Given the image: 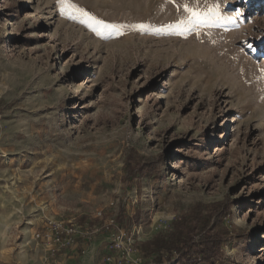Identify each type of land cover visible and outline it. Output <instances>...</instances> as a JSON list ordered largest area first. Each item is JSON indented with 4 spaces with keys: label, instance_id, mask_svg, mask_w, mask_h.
Returning <instances> with one entry per match:
<instances>
[{
    "label": "rangeland",
    "instance_id": "1",
    "mask_svg": "<svg viewBox=\"0 0 264 264\" xmlns=\"http://www.w3.org/2000/svg\"><path fill=\"white\" fill-rule=\"evenodd\" d=\"M214 3L234 23L176 27ZM68 4L0 0V264H61L47 218L80 226L71 264H174L141 245L227 195L221 264H264V0Z\"/></svg>",
    "mask_w": 264,
    "mask_h": 264
},
{
    "label": "trees",
    "instance_id": "2",
    "mask_svg": "<svg viewBox=\"0 0 264 264\" xmlns=\"http://www.w3.org/2000/svg\"><path fill=\"white\" fill-rule=\"evenodd\" d=\"M152 158H142L135 151L127 157L131 172L143 168ZM233 200L225 196L211 203H197L187 213L172 221L141 245L146 254H156V261L174 264H221L224 245L233 229L226 220L233 213Z\"/></svg>",
    "mask_w": 264,
    "mask_h": 264
},
{
    "label": "built area",
    "instance_id": "3",
    "mask_svg": "<svg viewBox=\"0 0 264 264\" xmlns=\"http://www.w3.org/2000/svg\"><path fill=\"white\" fill-rule=\"evenodd\" d=\"M79 237V225L51 218H47L44 225L34 233L35 241L45 249L47 258L59 259L61 264H66L72 251L78 248Z\"/></svg>",
    "mask_w": 264,
    "mask_h": 264
},
{
    "label": "snow or ice",
    "instance_id": "4",
    "mask_svg": "<svg viewBox=\"0 0 264 264\" xmlns=\"http://www.w3.org/2000/svg\"><path fill=\"white\" fill-rule=\"evenodd\" d=\"M62 3L71 7V5L68 4V0H62ZM173 3H175V0H173ZM182 7L183 10L188 13V18L186 20L179 21L176 25L177 28L190 30L188 28L189 25L195 28L200 25L215 26L223 23H234L231 17H225L222 15L219 10L220 5L218 3H214L203 10L190 7L188 4H184ZM76 11H81L82 15L88 16V20L91 22L89 26L93 27V31L98 35H101L104 31L115 27L114 25L105 23L103 20H98L94 16H90L88 13L83 12L80 9H76Z\"/></svg>",
    "mask_w": 264,
    "mask_h": 264
},
{
    "label": "crops",
    "instance_id": "5",
    "mask_svg": "<svg viewBox=\"0 0 264 264\" xmlns=\"http://www.w3.org/2000/svg\"><path fill=\"white\" fill-rule=\"evenodd\" d=\"M79 253L77 249H74V251H72L70 257L68 260H66V264H71L73 261H76L78 259Z\"/></svg>",
    "mask_w": 264,
    "mask_h": 264
},
{
    "label": "bare ground",
    "instance_id": "6",
    "mask_svg": "<svg viewBox=\"0 0 264 264\" xmlns=\"http://www.w3.org/2000/svg\"><path fill=\"white\" fill-rule=\"evenodd\" d=\"M235 17H232V19H234Z\"/></svg>",
    "mask_w": 264,
    "mask_h": 264
}]
</instances>
